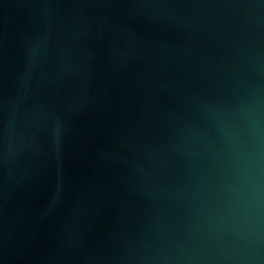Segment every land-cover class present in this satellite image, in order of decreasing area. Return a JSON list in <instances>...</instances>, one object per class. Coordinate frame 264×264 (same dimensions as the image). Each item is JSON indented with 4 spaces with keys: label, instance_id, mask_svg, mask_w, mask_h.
I'll return each mask as SVG.
<instances>
[{
    "label": "water",
    "instance_id": "95a60500",
    "mask_svg": "<svg viewBox=\"0 0 264 264\" xmlns=\"http://www.w3.org/2000/svg\"><path fill=\"white\" fill-rule=\"evenodd\" d=\"M0 264H264V0H0Z\"/></svg>",
    "mask_w": 264,
    "mask_h": 264
}]
</instances>
